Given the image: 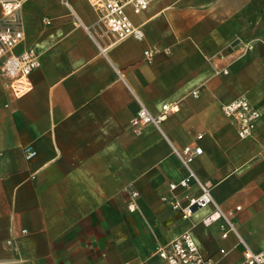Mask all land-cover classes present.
<instances>
[{
	"label": "crops",
	"instance_id": "1",
	"mask_svg": "<svg viewBox=\"0 0 264 264\" xmlns=\"http://www.w3.org/2000/svg\"><path fill=\"white\" fill-rule=\"evenodd\" d=\"M69 4L78 19L60 0L25 1L18 51L39 67L21 97L0 82V264H166L152 251L185 232L217 264H241L242 243L264 252V0L128 7L144 37L111 47L89 0ZM239 97L260 114L244 140L220 109ZM140 103L169 107L159 128L131 124ZM185 146L202 149L191 167L236 233L202 224L211 206L171 210L199 193L168 188L186 176L173 152Z\"/></svg>",
	"mask_w": 264,
	"mask_h": 264
},
{
	"label": "built area",
	"instance_id": "2",
	"mask_svg": "<svg viewBox=\"0 0 264 264\" xmlns=\"http://www.w3.org/2000/svg\"><path fill=\"white\" fill-rule=\"evenodd\" d=\"M26 0H3L1 2L0 16V82L8 88L14 97H21L31 89L30 76L39 67L38 58L30 47H21L25 39V26L22 19V8ZM158 0H89L92 8L98 13L97 24L104 28V33L110 34L112 40L109 47L128 38L135 40L143 39V32L140 27L134 26L129 19L126 8H131L134 14H140L148 6ZM69 9L70 14L77 18L71 9L69 0H60ZM78 19V18H77ZM47 23H49L47 21ZM85 30L87 28L85 27ZM145 59L148 61L152 55L146 51ZM224 75L228 74L227 68L222 70ZM195 95V93H193ZM222 115L233 125L237 136L244 140L252 137L256 125L260 119L259 112L249 103L246 98L239 97L221 106ZM169 112L168 106L162 107L159 116H153L147 108L140 103L136 117L131 124L136 127H143L152 124L159 128L160 123L166 118ZM174 154L186 169V176L177 182L170 183L168 188L171 193L182 190L187 191L195 186L199 191L195 197H187L186 203L174 198L169 200L171 210L179 211L182 220H187L199 209L208 206L213 212L202 220L204 226L221 221L222 238L228 232H235L236 228L230 221L231 213H224L211 193L210 186L201 181L194 173L191 165L193 161L201 156L202 149L199 147L185 146L181 150L173 148ZM26 158L34 154L32 148L25 149ZM131 203L128 205L130 211L135 209L132 202L138 196L136 191L126 189ZM162 201H168L163 197ZM240 210V207H236ZM242 243V242H241ZM244 247L243 262L241 264H264V252L255 253L248 246ZM152 254L166 264H217L210 258L204 257L188 232L179 237L157 245Z\"/></svg>",
	"mask_w": 264,
	"mask_h": 264
}]
</instances>
